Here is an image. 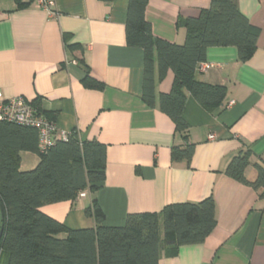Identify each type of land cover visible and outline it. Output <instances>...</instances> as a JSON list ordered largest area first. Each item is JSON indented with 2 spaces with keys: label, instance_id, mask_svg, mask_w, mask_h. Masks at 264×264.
Wrapping results in <instances>:
<instances>
[{
  "label": "crops",
  "instance_id": "obj_1",
  "mask_svg": "<svg viewBox=\"0 0 264 264\" xmlns=\"http://www.w3.org/2000/svg\"><path fill=\"white\" fill-rule=\"evenodd\" d=\"M0 0V87L6 97L24 96L54 117L59 132L76 130L81 140L106 148L105 179L75 200L42 210L73 229L93 227L86 209L96 200L105 224L122 226L129 213L160 212L179 202L213 197L217 224L203 243L182 245L159 264H264V196L226 174L232 158L250 150L247 179L264 166V0H237L259 28L254 55L246 62L235 46H211L212 66L197 79L227 89L223 107L206 110L189 92L184 118L188 140L172 119L143 99L145 53L127 43L130 0H55L54 12L36 0ZM211 0H148L146 19L154 35L183 44L179 20L195 17ZM77 45L78 48L71 49ZM103 84L88 87L86 75ZM174 72L158 76L155 91L172 89ZM210 134L216 137L210 139ZM194 144L192 158L174 159V147ZM21 171L36 168L38 153L22 151ZM2 208L0 206V232Z\"/></svg>",
  "mask_w": 264,
  "mask_h": 264
},
{
  "label": "trees",
  "instance_id": "obj_2",
  "mask_svg": "<svg viewBox=\"0 0 264 264\" xmlns=\"http://www.w3.org/2000/svg\"><path fill=\"white\" fill-rule=\"evenodd\" d=\"M17 2L19 7L28 4ZM147 3L130 0L126 22L128 45L141 47L145 53L142 96L148 105H158L172 119L176 132L188 140L189 124L183 115L187 92L210 112L223 107L227 93L225 86L196 77L207 49L235 46L239 59L246 62L257 49L260 30L240 10L237 0H211L198 16L179 20L186 30L185 41L172 43L154 35L146 19ZM156 62L160 79L169 69L174 72L171 91L161 93L158 100ZM83 82L88 87L103 86L89 74ZM32 105L55 121L38 104ZM22 151L39 154L36 168L20 170ZM193 152L194 144L187 142L185 147H174L172 155L189 161ZM250 156V150L240 151L225 172L264 196V166L254 164L255 180L245 176ZM105 169V146L81 140L76 130L42 150L36 127L0 120V264H159L163 254L174 255L182 245L203 243L216 227L213 197L169 204L160 212L129 213L122 226L106 225L96 200L86 209L95 221L93 227L73 229L42 210L48 203L75 200L81 190L94 192L105 179Z\"/></svg>",
  "mask_w": 264,
  "mask_h": 264
},
{
  "label": "built area",
  "instance_id": "obj_3",
  "mask_svg": "<svg viewBox=\"0 0 264 264\" xmlns=\"http://www.w3.org/2000/svg\"><path fill=\"white\" fill-rule=\"evenodd\" d=\"M37 5L53 14L55 0H36ZM210 63L201 62L197 69L206 71L211 68ZM0 120L6 122L18 123L26 126H33L39 130V146L45 150L51 146L57 139H67L66 132H59L55 121L48 119L38 108L27 100L24 96L6 97L0 87ZM210 139L216 136L210 134ZM87 190H81L79 196H86Z\"/></svg>",
  "mask_w": 264,
  "mask_h": 264
},
{
  "label": "water",
  "instance_id": "obj_4",
  "mask_svg": "<svg viewBox=\"0 0 264 264\" xmlns=\"http://www.w3.org/2000/svg\"><path fill=\"white\" fill-rule=\"evenodd\" d=\"M1 235H2V230H1V232H0V237H1Z\"/></svg>",
  "mask_w": 264,
  "mask_h": 264
}]
</instances>
